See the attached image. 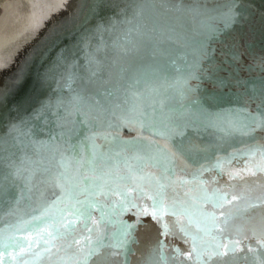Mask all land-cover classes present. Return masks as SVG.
<instances>
[{
	"label": "snow or ice",
	"instance_id": "1",
	"mask_svg": "<svg viewBox=\"0 0 264 264\" xmlns=\"http://www.w3.org/2000/svg\"><path fill=\"white\" fill-rule=\"evenodd\" d=\"M87 3L76 51L65 49L40 75L42 95H29L8 104L10 94L0 93V109L6 107V112H0V203L6 192L13 193L10 203L19 205L22 200L42 196V189H59L58 199L65 204L61 211L68 213L61 216L68 221L63 225L66 231L75 230L73 224L81 217L91 220L92 208L100 210V222L93 221L94 227L85 226L90 234L85 237L86 244L77 247L73 239L56 247L55 252L46 250L52 264H105L114 257L121 258L118 264H131L132 245L139 243L135 232L143 216L151 215L158 224L164 215L176 217L171 230L168 224H162L159 236L176 235L178 228L187 237L193 223L198 233L208 235L211 231L194 221L187 199L166 205L164 184L159 191L146 194L142 185L136 183L137 196H128L126 188L132 183L134 171L142 173L145 165H152L167 173L176 159L190 153L183 142L173 152L161 148L156 138L185 137L190 131L195 137L211 134L223 139L239 134L255 141V134L264 130V80L251 82L252 86L237 97L240 107L224 111L213 110L217 97L202 94L201 85L206 80L220 87L226 83L224 79H214L205 65L214 62L215 49L211 45L238 22L240 0H191L187 4L184 0H159V5L150 0ZM106 9H112V14L105 15ZM166 14H174L184 23L156 22L157 17ZM230 55L233 60L238 59V53ZM192 81H196L195 85ZM251 104H255L254 109ZM7 113H15V119H6ZM125 128L136 131L137 136L122 139L120 132ZM246 155L253 161L259 155L264 161V145L251 144ZM236 157L237 153L232 154V159ZM121 164L124 175H119ZM247 164L246 160L243 171L260 179L258 173H264V163L251 167ZM240 179L244 180V176ZM203 191L202 199L214 208L232 204L227 192L217 189L209 197ZM115 195L121 199L112 200ZM184 195L187 197V193ZM145 196L152 202L151 210L136 202ZM235 199L243 201L244 207L233 205L219 224L215 212L207 215L213 228L219 227V234L224 233L234 215L264 206L261 197L256 198L258 204L250 203L244 196H233ZM125 213H131L135 220L119 219ZM109 225L115 227L110 234L106 231ZM52 235L63 233L57 230L49 238ZM253 235H257L255 230ZM11 239L7 237L8 241ZM197 239V235L192 236L190 252L172 248L173 255H166L169 245L157 239L143 264H185L182 257L191 259L193 253L195 264H232L219 260L229 253L233 260L245 261L252 253L254 264H264V251L257 253L250 245L245 246L247 251L242 257L236 258L239 241L208 245L209 252L197 244ZM257 245L264 250V217ZM11 246L0 236V248L4 249L0 264H23L22 257L18 260L7 251ZM222 247L225 251H220ZM202 254L207 255L203 262Z\"/></svg>",
	"mask_w": 264,
	"mask_h": 264
},
{
	"label": "water",
	"instance_id": "2",
	"mask_svg": "<svg viewBox=\"0 0 264 264\" xmlns=\"http://www.w3.org/2000/svg\"><path fill=\"white\" fill-rule=\"evenodd\" d=\"M184 2L187 4L191 0ZM150 3L159 5V0H150ZM88 6L87 0H0V93L10 94L8 104L20 102L29 95L33 97L42 95L40 75L54 64L62 51L65 49L76 51L74 46L79 40L83 16L87 14ZM237 10L240 12L238 22L221 37L220 41L211 45L215 49L214 62L211 66L205 65L214 79L226 81L223 87L207 80L201 85L203 95L218 98L214 111L240 107L237 97L252 86L251 82L264 80V0H240ZM112 12V9H106L104 14L110 15ZM156 22L184 23L175 19L174 14L157 17ZM233 52L238 53V59H232L230 54ZM192 83L195 85L196 81ZM250 107L254 109L255 104H251ZM0 112H6V107L0 109ZM6 119H15V113H7ZM120 136L122 139L130 140L137 136V132L125 128L120 132ZM255 136V141L239 134L223 139L219 135L211 134L195 137L189 131L185 133L188 139L181 136H173L170 140L156 138L161 148L173 152L176 151V145L183 142L190 153L176 159L174 167L167 173L152 165H145L142 173L134 171L132 183L126 188L128 196L133 198L137 196L136 183L142 185L146 194L159 191L160 185L164 184L165 204H171L173 200L187 199L192 205L189 211L193 214L194 221H198L201 227L211 231L208 235L198 233L196 224L193 223L190 226L191 234L187 237L179 233L178 228L176 235L159 236L163 231L162 224H168L171 230L176 217L164 215L162 222L158 224L151 215L143 216L142 223L136 228L135 235L139 243L132 245L134 254L130 256L131 264H143L144 258L157 239H163L166 245H169L166 255H173L172 248H179L186 254L192 250L193 235L198 236L197 244L203 247L228 244L229 240L239 241V247L234 254L236 258L245 254L246 245L257 249V253L264 251L257 245L264 206L249 208L243 214L234 215L223 234H219V227L213 228L211 220L207 218L209 213L215 212L219 224V221L224 219L223 214L232 209L233 205L244 207L243 201L233 200V196H244L250 203L256 204L259 203L257 197L264 198V173H258L260 179H257L243 171L246 160L248 167L264 163L259 155L254 161L246 155L251 144L264 145V130L258 131ZM234 153H237L236 159H232ZM124 174L125 169L121 164L119 175ZM241 175L244 176V180L240 179ZM123 187L122 184L121 188ZM217 189L227 192V199L231 200L232 204L214 208L210 202H204L203 190L211 197ZM41 191L42 196L22 200L19 205L10 203L13 193L6 192L3 202L0 203V236L12 245L7 251L16 255L18 260L22 257L23 264H52L50 254L46 250L55 252L56 247L72 242L73 239L77 242V247L86 244L85 237L90 234L85 230V226L94 227L93 221L100 222V210L92 208L91 220L81 217L73 224L75 230L66 231L63 225L68 221L62 220L61 216L66 217L68 213L66 210L61 211L65 209V204L58 199L59 189L49 187ZM111 199L119 200L121 197L115 195ZM136 202L141 206H148L151 210L152 202L147 196L143 201ZM10 211L12 215H9ZM45 211L48 212L46 216L43 215ZM119 219L132 222L135 217L131 213H125ZM181 220L186 223L183 216ZM57 230L63 235H52V238H49L50 234L56 233ZM114 230L115 227L112 225L106 229L108 234ZM253 230L257 235H253ZM7 237H12L11 241H8ZM92 238L95 239L94 233ZM185 239L188 243L184 242ZM201 240L206 244L201 245ZM3 251L4 249L0 248V252ZM207 251L210 252L211 247H207ZM220 251L225 249L222 247ZM248 256V261L233 260V254L229 253V256L219 260L231 261L232 264H254L252 253H248ZM120 259L114 257L105 264H118ZM182 259L185 264H195L196 253L192 254L191 259L187 255ZM206 259V254L200 256L201 262ZM261 259H264V256ZM12 264L16 262L13 261Z\"/></svg>",
	"mask_w": 264,
	"mask_h": 264
}]
</instances>
